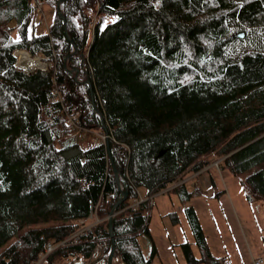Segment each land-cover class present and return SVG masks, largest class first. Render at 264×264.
I'll list each match as a JSON object with an SVG mask.
<instances>
[{"label": "trees", "instance_id": "trees-1", "mask_svg": "<svg viewBox=\"0 0 264 264\" xmlns=\"http://www.w3.org/2000/svg\"><path fill=\"white\" fill-rule=\"evenodd\" d=\"M17 50L46 68L18 69ZM94 129L109 155L71 133ZM211 156L264 203V0H0V264H36L46 243L64 242L44 264L107 254L112 210L113 261L150 264L155 248L145 259L137 238L152 204L131 202ZM168 192L185 203L200 191ZM94 212L100 223L68 239ZM185 214L197 250L180 245L185 263L224 264Z\"/></svg>", "mask_w": 264, "mask_h": 264}, {"label": "rangeland", "instance_id": "rangeland-1", "mask_svg": "<svg viewBox=\"0 0 264 264\" xmlns=\"http://www.w3.org/2000/svg\"><path fill=\"white\" fill-rule=\"evenodd\" d=\"M51 12L43 11L42 18L36 19V23H42L37 28L39 32L46 29ZM38 57L42 58L40 55L32 58ZM41 58L39 59L43 66L37 69H45L47 66ZM16 61V65L20 67L17 56ZM71 133L77 137L80 146H93L97 136L107 141L106 133H97L96 129ZM84 137L87 139L86 144L82 141ZM212 158L213 156L209 160ZM212 161L199 172L184 175L183 179L173 182L166 189L147 198L139 197L138 201L131 202L130 207L134 208L141 200L153 199V204L147 213L149 236L140 234L137 238L138 246L145 259H149L153 247L155 248L156 253L150 264H186L180 247L183 243H189L196 255L193 234L185 214L186 207L193 208L213 257L226 258L231 264H254V259L261 258L264 264V203L257 199L248 202L239 178L226 169H219L218 161ZM184 182L190 189L197 188L200 192L194 194L189 201L182 203L175 194L168 191ZM172 214L175 215L176 221L173 220ZM113 215L114 211L110 212L106 217L107 221L109 216ZM101 220L94 212L89 216L88 222H80L82 227L78 228V231L90 228ZM58 245L62 243L52 246L55 249ZM104 248L105 246H102L101 251L96 252L91 260H84L83 264H106L107 254ZM80 263L82 262L77 260L75 262L74 259L55 260V264ZM113 264L121 263L115 259Z\"/></svg>", "mask_w": 264, "mask_h": 264}, {"label": "water", "instance_id": "water-1", "mask_svg": "<svg viewBox=\"0 0 264 264\" xmlns=\"http://www.w3.org/2000/svg\"><path fill=\"white\" fill-rule=\"evenodd\" d=\"M60 1H63V0H60ZM57 13H58V15L60 16V18L62 19V21H63V29H64V31H66V28H65V23H64V18H63V15H62V13L59 11V8H58V6H57ZM75 51V50H74ZM23 70H25V69H23ZM26 72H31V71H27V70H25ZM85 83L87 84V85H89V81L88 80H86L85 81ZM105 145H106V151H107V153H108V155H109V147H108V143H107V141L105 142ZM111 164H112V170H113V174H114V176H115V178L117 179V170H116V168H115V166L113 165V163L111 162ZM126 193L124 192V195H125ZM124 198V197H123ZM122 198V199H123ZM112 212V211H111ZM107 225H108V232H109V235H110V248H109V252H108V255H107V258H106V264H112V260H113V253H114V239H113V236H112V227H111V216H109V218H108V221H107Z\"/></svg>", "mask_w": 264, "mask_h": 264}, {"label": "bare ground", "instance_id": "bare-ground-1", "mask_svg": "<svg viewBox=\"0 0 264 264\" xmlns=\"http://www.w3.org/2000/svg\"><path fill=\"white\" fill-rule=\"evenodd\" d=\"M16 56L18 58V65L27 71H31L34 70V68L37 69L43 66L39 58H30L25 51H18Z\"/></svg>", "mask_w": 264, "mask_h": 264}, {"label": "built area", "instance_id": "built-area-1", "mask_svg": "<svg viewBox=\"0 0 264 264\" xmlns=\"http://www.w3.org/2000/svg\"><path fill=\"white\" fill-rule=\"evenodd\" d=\"M37 7H38V9H39V5H37ZM77 117H78V115L77 114H75V115H68V117H67V120H66V123L68 124V125H75L76 123H75V120L77 121ZM89 228H87V229H84V230H81V231H76L75 233H73L72 235H70L69 237H68V239H75V238H77L78 237V235L79 234H82V233H84L86 230H88ZM62 243H64V242H62ZM54 249V247L52 246V245H50V244H46V246H45V254L44 255H42L38 260H37V263L36 264H44V258H45V255L47 256L52 250ZM39 261V262H38ZM260 263V261H258V262H256V264H259Z\"/></svg>", "mask_w": 264, "mask_h": 264}]
</instances>
